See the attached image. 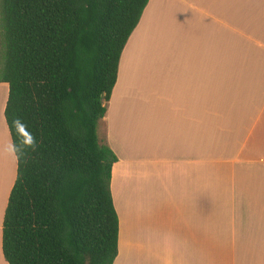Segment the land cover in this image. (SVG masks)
<instances>
[{"label":"crops","instance_id":"crops-1","mask_svg":"<svg viewBox=\"0 0 264 264\" xmlns=\"http://www.w3.org/2000/svg\"><path fill=\"white\" fill-rule=\"evenodd\" d=\"M0 83L2 223L16 178ZM98 136L113 264H264V0H149Z\"/></svg>","mask_w":264,"mask_h":264},{"label":"trees","instance_id":"trees-1","mask_svg":"<svg viewBox=\"0 0 264 264\" xmlns=\"http://www.w3.org/2000/svg\"><path fill=\"white\" fill-rule=\"evenodd\" d=\"M149 0H0V83L17 161L8 264H113L117 158L98 136L122 51Z\"/></svg>","mask_w":264,"mask_h":264},{"label":"rangeland","instance_id":"rangeland-1","mask_svg":"<svg viewBox=\"0 0 264 264\" xmlns=\"http://www.w3.org/2000/svg\"><path fill=\"white\" fill-rule=\"evenodd\" d=\"M0 59H1V50H0ZM3 64V62L0 60V66Z\"/></svg>","mask_w":264,"mask_h":264}]
</instances>
